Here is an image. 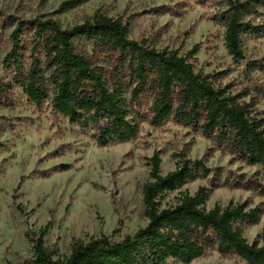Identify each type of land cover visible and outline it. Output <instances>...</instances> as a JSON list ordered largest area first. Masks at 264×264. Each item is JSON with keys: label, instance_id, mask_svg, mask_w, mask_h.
<instances>
[{"label": "trees", "instance_id": "16d2710c", "mask_svg": "<svg viewBox=\"0 0 264 264\" xmlns=\"http://www.w3.org/2000/svg\"><path fill=\"white\" fill-rule=\"evenodd\" d=\"M195 2L205 6L209 0ZM261 2L222 0L209 18L223 29L225 49L235 63L244 59L242 37L264 36V26L249 20L258 16ZM9 24L5 62L13 83L35 105L50 100L57 114L90 134L99 147L131 141L142 123L160 127L173 122L233 160L264 170V118L217 84L218 75L195 72L190 60L197 46L186 56L157 50L147 41L131 40L126 24L99 12L65 30L51 19L24 20L0 11V31ZM255 70L264 73V65ZM5 86L0 83L1 94ZM175 156L176 169L166 176L158 153L147 159L143 228L118 240L114 231L109 237L75 241L67 254L48 248L46 228H41L27 264H191L209 251L244 264H264V227L251 244L243 237L246 227L259 222L260 208L229 202L207 210L214 187H201L193 196L180 193L175 206L162 207L167 193L209 174L199 163ZM256 190L264 197V188Z\"/></svg>", "mask_w": 264, "mask_h": 264}, {"label": "rangeland", "instance_id": "374dc122", "mask_svg": "<svg viewBox=\"0 0 264 264\" xmlns=\"http://www.w3.org/2000/svg\"><path fill=\"white\" fill-rule=\"evenodd\" d=\"M76 2L73 8L64 3ZM258 16L249 20L264 26V0ZM222 0L207 5L195 0H0V11L21 19L56 21L68 30L99 12L127 25L129 38L147 41L157 50L177 51L190 60L195 72L218 75L217 84L264 118V36L242 37L244 59L235 63L228 55L223 29L209 18ZM9 24L0 31V264H27L33 241L46 228L45 245L67 254L73 242L113 236L118 240L147 224L143 216L142 187L150 181L147 159L158 153L160 172L176 169L177 158L200 164L209 171L181 190L162 198V207L177 204L180 193L195 195L201 187L213 188L206 209L229 202L247 203L262 210L259 222L246 227L248 243L264 227V170L233 160L189 129L167 122L153 127L140 124L137 136L126 143L99 147L88 133L57 114L50 100L35 105L23 88L13 83L5 62ZM25 68V67H24ZM191 264H244L236 257L207 252Z\"/></svg>", "mask_w": 264, "mask_h": 264}]
</instances>
